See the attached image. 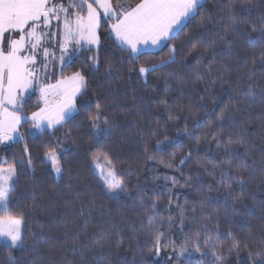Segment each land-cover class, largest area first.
I'll return each instance as SVG.
<instances>
[{
	"label": "trees",
	"instance_id": "16d2710c",
	"mask_svg": "<svg viewBox=\"0 0 264 264\" xmlns=\"http://www.w3.org/2000/svg\"><path fill=\"white\" fill-rule=\"evenodd\" d=\"M111 23L59 74L87 81L76 113L41 132L26 121L0 148V167L15 169L0 217L24 222L23 246L0 244V264H264V0H205L138 59ZM37 97L25 117L43 107ZM97 157L118 173L120 198Z\"/></svg>",
	"mask_w": 264,
	"mask_h": 264
},
{
	"label": "snow or ice",
	"instance_id": "6c2138e0",
	"mask_svg": "<svg viewBox=\"0 0 264 264\" xmlns=\"http://www.w3.org/2000/svg\"><path fill=\"white\" fill-rule=\"evenodd\" d=\"M199 3L200 0H141L135 7L123 4L114 7L112 0H68L67 5L63 0H0V143L12 140L18 133L19 125L27 119L20 114L23 111L22 93L27 92L38 78L35 70L38 53L42 50L41 66L44 69L48 66L49 57L54 55L44 46L46 39L56 35L50 31L53 20L63 23L64 40L60 45L62 66L66 63L64 54L69 42L75 41L78 46L82 41L89 45L98 43L97 30L102 18L114 21L110 24L111 32L138 59V45L150 42L158 46L170 39L176 27L195 14ZM166 63L162 61L150 68L141 67L139 72L156 71ZM86 86L87 81L80 72H76L54 85L42 87L40 92L45 107L32 114L34 126L39 129L44 122L49 127L61 123L68 114L77 110L75 98L82 94ZM49 96L56 97L57 102L50 103ZM100 115V105L97 104L92 127L98 132L102 131L97 127ZM46 156L59 172L55 151H49ZM99 159L94 160L97 166H100ZM108 164L106 172L101 167L103 183L113 194H119L123 192V183L117 180L118 173L110 166V161ZM14 177V168H0V211L7 212L9 209ZM22 224L21 219L11 215L0 217V240L12 248L22 247Z\"/></svg>",
	"mask_w": 264,
	"mask_h": 264
},
{
	"label": "rangeland",
	"instance_id": "374dc122",
	"mask_svg": "<svg viewBox=\"0 0 264 264\" xmlns=\"http://www.w3.org/2000/svg\"><path fill=\"white\" fill-rule=\"evenodd\" d=\"M52 23L53 24H51L50 31L52 33H56V35L51 37L50 39H46L44 41V46L48 47L50 52L54 53V55L49 57L48 66H47L46 69H44L41 66L42 63H43L42 50L38 53V55H37V64L35 65V70L38 73V78H37V80L33 81L32 87H30L27 92L22 93V98H23L22 102H23V104L31 95L37 94V96H38L37 98L43 104V108H44L45 107V103H44V99L41 96L40 89L42 87H46L47 85H54L59 80H62L63 78H60L59 74L63 71V69L68 64H70L71 62H73L75 60V58L78 56V53L80 52V50H82L81 48L82 47L84 48V46H82V44H81V46L80 45L79 46L76 45L75 41L69 42V44L67 45V52H66V54H64V59H65L66 63L62 66L61 62H60V56L62 55L60 45H61V43H63V40H64L63 23H62V21L58 22L56 20H53ZM143 75H146V73H143ZM48 100L52 104H55L57 102V98L53 97V96H49ZM72 113L68 114L63 121L68 119L67 117H69ZM56 125H58V124H55L54 126H56ZM41 128H49V126L47 125V122H44ZM19 138L20 137L17 134L14 135L12 140L5 141L4 143H0V148H5V147L9 146L11 143H14ZM56 158H57V156H56ZM46 160L52 165V167L54 169L55 177L59 178L60 175H61V169H60L59 172H57L56 168L53 165L52 160L49 159L47 156H46ZM57 161H58V159H57ZM99 164H100V166H97V164L95 163V169H96V172H97L99 178L101 179V181L103 183V180H102V177H101V167H103L104 171L106 172L107 168L109 167V164L106 161H104V160H99ZM58 165H59V163H58ZM0 168L8 169V168H11V167H3V166H1ZM59 168H60V166H59ZM14 180H15V177H14ZM103 185L106 187L108 193L112 197H114L116 199L121 197L122 192L119 193V194H113L107 188V186L104 183H103ZM23 230H24V222L22 224V229H21L22 235H23ZM0 244L1 245H5V242L3 240H0ZM18 248H20V247H16V248H13V249H18Z\"/></svg>",
	"mask_w": 264,
	"mask_h": 264
},
{
	"label": "crops",
	"instance_id": "0c3cea01",
	"mask_svg": "<svg viewBox=\"0 0 264 264\" xmlns=\"http://www.w3.org/2000/svg\"><path fill=\"white\" fill-rule=\"evenodd\" d=\"M63 2L67 5V3H68V0H63ZM89 2H91V0H89ZM205 2V0H200V3H199V6L200 5H202L203 3ZM198 6V7H199ZM197 7V8H198ZM84 14L86 15V11L84 12ZM193 16V15H192ZM192 16H190V17H188L187 19H185L179 26H177L176 27V29L173 31V33H172V36H171V38L170 39H172L183 27H184V25L186 24V22L192 17ZM53 24V23H52ZM112 35H113V37H114V39L116 40V42L118 43V45L120 46V47H122V48H124V49H126V50H128V51H130L131 52V50H130V48L126 45V44H124V43H122L117 37H116V35H115V33H113L112 32ZM97 37H98V43L97 44H92V45H89V44H87L86 42H81V44H82V46H84V48H95V47H97L98 46V44H99V29L97 30ZM170 39H168V40H165V41H163L160 45H158V46H154V45H152L150 42L148 43V44H141V45H138V48L140 49V54L141 53H143V52H154V51H158L159 49H161L163 46H165L168 42H169V40ZM81 44H80V46H81ZM83 47L81 48V49H84ZM81 51V50H80ZM134 54V53H133ZM134 55H136V54H134ZM64 79V78H63ZM66 79V78H65ZM32 96V95H31ZM30 96V97H31ZM80 96V94L79 95H77L76 96V99H75V104H76V101H77V99H78V97ZM24 104H25V102H24ZM24 104H23V110H24ZM43 108V107H42ZM76 113V111H74L69 117H67L68 119H66L65 121H63L62 123H59L58 125H56V126H53V127H49V128H36L35 126H34V123H33V121L31 120V116L30 117H27V119L25 120V121H23L20 125H19V127H18V133H17V135L20 137V133H19V130H20V127H21V125L24 123V122H26V121H29V122H31V124L33 125V127L34 128H36L38 131H44V130H53V129H55V128H57V127H59V126H61L63 123H65L67 120H69L74 114ZM21 115H23V111L21 112ZM24 116V115H23Z\"/></svg>",
	"mask_w": 264,
	"mask_h": 264
}]
</instances>
